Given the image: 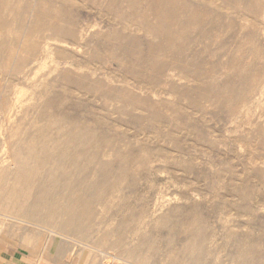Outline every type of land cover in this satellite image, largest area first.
<instances>
[{"label": "rangeland", "instance_id": "374dc122", "mask_svg": "<svg viewBox=\"0 0 264 264\" xmlns=\"http://www.w3.org/2000/svg\"><path fill=\"white\" fill-rule=\"evenodd\" d=\"M36 239L264 264V0H0V246Z\"/></svg>", "mask_w": 264, "mask_h": 264}, {"label": "crops", "instance_id": "0c3cea01", "mask_svg": "<svg viewBox=\"0 0 264 264\" xmlns=\"http://www.w3.org/2000/svg\"><path fill=\"white\" fill-rule=\"evenodd\" d=\"M0 264H127L112 263L100 254L78 248L71 241H57L39 247L38 240L0 246Z\"/></svg>", "mask_w": 264, "mask_h": 264}, {"label": "bare ground", "instance_id": "6f19581e", "mask_svg": "<svg viewBox=\"0 0 264 264\" xmlns=\"http://www.w3.org/2000/svg\"><path fill=\"white\" fill-rule=\"evenodd\" d=\"M32 167V166H31ZM26 170V169H25ZM29 172V171H28ZM29 179V178H28ZM18 182V181H17ZM16 185V184H15ZM31 192V191H30ZM42 193V192H41Z\"/></svg>", "mask_w": 264, "mask_h": 264}]
</instances>
